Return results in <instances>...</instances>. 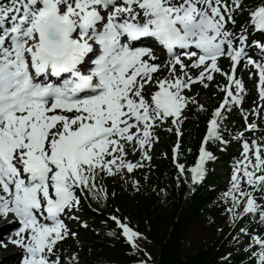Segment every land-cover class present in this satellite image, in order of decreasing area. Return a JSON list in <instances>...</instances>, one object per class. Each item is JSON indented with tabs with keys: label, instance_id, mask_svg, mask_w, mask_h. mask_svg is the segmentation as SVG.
Masks as SVG:
<instances>
[{
	"label": "snow or ice",
	"instance_id": "6c2138e0",
	"mask_svg": "<svg viewBox=\"0 0 264 264\" xmlns=\"http://www.w3.org/2000/svg\"><path fill=\"white\" fill-rule=\"evenodd\" d=\"M239 66L256 69L250 75H258L264 101V0L0 2V216L18 225L7 240L21 251L20 264H79L78 254L65 257L59 247L78 235L67 221L79 222L89 200L107 199L104 177L153 159L158 127L170 124L182 135L185 110L205 111L194 86L208 88L220 74L224 97L198 158L187 167L179 139L173 148L177 182L194 192L216 159L211 144L228 143L226 114L244 100ZM220 199L235 238H250L246 264H264V233L251 227L264 225V139L245 140ZM111 219L139 249L141 233ZM0 245L7 246L3 238Z\"/></svg>",
	"mask_w": 264,
	"mask_h": 264
},
{
	"label": "trees",
	"instance_id": "16d2710c",
	"mask_svg": "<svg viewBox=\"0 0 264 264\" xmlns=\"http://www.w3.org/2000/svg\"><path fill=\"white\" fill-rule=\"evenodd\" d=\"M196 135L197 132L189 139V144L194 142ZM174 172L169 161L162 159L150 179L145 181L142 192L131 195L121 190L114 203L124 212L135 215L134 223L138 228L143 226L147 229L150 242L146 246L155 256L157 264H223L222 258L232 250L224 248L225 241L220 244L221 233L216 234L211 242L203 240L194 254L184 250L194 222L211 219L212 204L207 185L189 194L185 186L177 182ZM87 214L95 219V224L109 226L102 213L94 214L87 210ZM211 220L207 228L222 227V221ZM81 239L78 246L81 264H133L145 258L143 253L135 252L124 243L117 232L102 234L89 228ZM228 259L231 264H239L242 256L231 253Z\"/></svg>",
	"mask_w": 264,
	"mask_h": 264
},
{
	"label": "rangeland",
	"instance_id": "374dc122",
	"mask_svg": "<svg viewBox=\"0 0 264 264\" xmlns=\"http://www.w3.org/2000/svg\"><path fill=\"white\" fill-rule=\"evenodd\" d=\"M221 167H222L221 164H219L218 167H217V165H215V167H214L215 172L217 173V171H218V172L221 171V170H222ZM5 224H6V223H3L2 221H0V226L5 225ZM13 253H14V251L6 250V251L2 254V256H3L4 259H5L6 257H8L9 255H12Z\"/></svg>",
	"mask_w": 264,
	"mask_h": 264
}]
</instances>
